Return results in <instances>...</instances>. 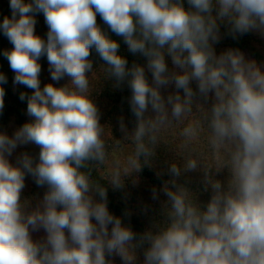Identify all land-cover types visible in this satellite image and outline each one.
Segmentation results:
<instances>
[{
    "label": "clouds",
    "instance_id": "obj_1",
    "mask_svg": "<svg viewBox=\"0 0 264 264\" xmlns=\"http://www.w3.org/2000/svg\"><path fill=\"white\" fill-rule=\"evenodd\" d=\"M187 2L188 8L183 0H10L12 15L4 17L0 30L13 48L3 54L15 73L14 84L34 90L27 97V113L34 120L12 137L0 133V264H112L106 259L112 254L123 264H136L135 250L145 245L144 264H264V71L239 50L217 57L212 46L220 40L218 20H227L233 36L264 33V0ZM37 12L44 14L49 29L46 40L35 33ZM97 15L123 37L131 53L147 58L151 84L144 66L127 67L119 44L97 24ZM92 48L117 87L127 81L137 118L131 135L121 121L134 147L123 162V174L121 161L115 160L108 182L122 187L154 156L161 130L193 114L195 81L205 99L214 93V103L210 111L200 108L202 118L186 124L181 135L187 145L206 127L217 158L227 152L226 163L216 168L230 171L226 191L204 170L213 195L201 206L187 187L175 179L166 182L162 191L170 204L169 222L138 237L109 211L106 187L92 180L93 167L108 156L105 127L89 90ZM166 54L181 71L169 72ZM43 56L51 79L67 76L69 83L41 88L38 61ZM5 83L0 73V85ZM172 83L184 95L177 92L165 100L160 89ZM4 96L0 86V112ZM25 97L20 94L21 100ZM149 107L155 115H146ZM29 143L40 147L38 163L24 153L18 165L11 164L13 151ZM198 166L196 159H188L183 169L172 163L169 171L179 177ZM26 173L38 186H48L32 210L21 199ZM41 228L46 237L34 242L30 229Z\"/></svg>",
    "mask_w": 264,
    "mask_h": 264
},
{
    "label": "trees",
    "instance_id": "obj_2",
    "mask_svg": "<svg viewBox=\"0 0 264 264\" xmlns=\"http://www.w3.org/2000/svg\"><path fill=\"white\" fill-rule=\"evenodd\" d=\"M25 2L28 3L31 0H25ZM183 3L185 8L189 7L187 0H183ZM212 14L214 17L217 15L215 8ZM11 15L10 0H0V23H2L4 17H11ZM33 15L37 21L35 33L46 40L49 29L45 22L44 14L37 12ZM217 22L219 24L220 40L212 45L217 57L229 49L239 50L242 53H247L256 64L264 66V33L252 30L245 34L233 36L229 31L231 25L226 19L223 21L218 20ZM97 24L112 40L119 44L118 54L127 60L128 68H131L133 64L145 67L146 78L151 84L153 77L151 71L147 69V58L139 53H131L123 37L113 33L99 15H97ZM12 48L13 45L0 30V73L7 78V83L0 85L5 91L4 108L0 112V133L9 137H12L25 123L34 120L27 113V97L34 90L21 84H14L15 73L10 68L9 62L3 54L6 50H11ZM89 60L92 61L93 65L92 71L88 73L89 90L94 103L98 107L100 123L105 127L103 139L112 141L116 145L129 143L133 148L131 138L125 137L126 133L122 132L120 127L121 121H123L127 129V135H131L137 126V118L131 111L129 103L132 95L131 89L127 81L117 87L115 79L107 77L105 62L100 58L95 48L91 49ZM165 60L170 73L181 71L173 66L171 57L167 54L165 55ZM38 62L41 65V73L39 75L41 88L49 83L54 84L56 87L69 83L70 78L67 76L59 82L51 79L46 56L41 57ZM191 87L197 92V95L193 98V114L189 115L183 123L173 121L172 124L161 130L158 144L154 149V156L148 163L143 165L139 173L126 177L122 187H113L108 182L110 175L105 176L97 166L93 167V182L99 183L107 189V207L109 211L114 216L119 217L124 225L129 226L137 234V237L149 230L155 232L169 222L167 211L170 208V204L167 196L162 191L166 182L175 179L177 184L187 187L201 206H206L213 195V189L207 183L204 170H210L208 176L212 180L221 182L222 190L226 191L228 188L231 175L229 169L225 167L219 171L216 170V168L226 163L227 152L221 151L220 158H217L208 144L210 135L208 129L202 127L198 138L187 145L185 144V138L181 135L182 129L186 124L200 120L203 111H210L214 103V93L210 92L208 98L205 99L198 93L195 81L191 83ZM160 91L165 100H167L168 95L177 92L182 97L184 95L183 90L176 89L174 83L162 87ZM21 93L26 94L24 100L20 99ZM168 110L170 114L171 105H168ZM146 115H155L151 107H149ZM39 152L40 147L35 144L19 145L8 159L11 164L18 165L20 157L27 153L35 164L39 161ZM188 159H196L200 166L194 171H182L179 177H174L169 171L171 164L175 163L183 169ZM92 163L96 164V162ZM121 170L123 174V169ZM153 189L157 193L156 199H153ZM47 191V185L38 186L30 174H25V187L22 190L21 199L28 202L29 210L35 209L40 204ZM94 199L99 200L100 197L94 194ZM111 227L109 225V231ZM30 234L34 242H41L46 237V233L42 228L38 231H31L30 229ZM146 247L147 245L136 248V264H144V249ZM106 259L112 261V264H123L122 258L115 254L106 255Z\"/></svg>",
    "mask_w": 264,
    "mask_h": 264
},
{
    "label": "rangeland",
    "instance_id": "obj_3",
    "mask_svg": "<svg viewBox=\"0 0 264 264\" xmlns=\"http://www.w3.org/2000/svg\"><path fill=\"white\" fill-rule=\"evenodd\" d=\"M246 60L253 61L251 57L247 53H243ZM258 65V64H257ZM262 71H264V66L258 65ZM106 151L108 153L107 159L104 164L98 165L99 170L105 175L109 176L114 167V162L116 159H119L122 164L128 155H130L133 151L132 146L129 143H123L121 145H116L112 143V141H105Z\"/></svg>",
    "mask_w": 264,
    "mask_h": 264
}]
</instances>
